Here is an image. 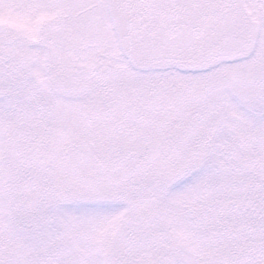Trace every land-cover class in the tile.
Instances as JSON below:
<instances>
[{"label":"snow or ice","instance_id":"6c2138e0","mask_svg":"<svg viewBox=\"0 0 264 264\" xmlns=\"http://www.w3.org/2000/svg\"><path fill=\"white\" fill-rule=\"evenodd\" d=\"M0 264H264V0H0Z\"/></svg>","mask_w":264,"mask_h":264}]
</instances>
